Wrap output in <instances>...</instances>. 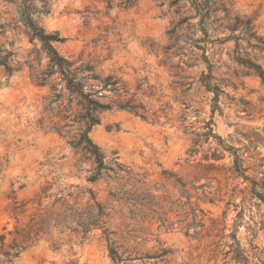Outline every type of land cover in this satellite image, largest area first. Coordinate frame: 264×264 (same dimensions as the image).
I'll use <instances>...</instances> for the list:
<instances>
[{
  "label": "rangeland",
  "instance_id": "rangeland-1",
  "mask_svg": "<svg viewBox=\"0 0 264 264\" xmlns=\"http://www.w3.org/2000/svg\"><path fill=\"white\" fill-rule=\"evenodd\" d=\"M214 2L215 112L189 0H34L37 25L64 40L57 52L94 67L99 79L86 88L146 109V120L115 106L99 115L88 135L113 170L93 182L96 164L77 146L82 108L58 75L43 82L50 58L21 22L22 0H0V59L9 53L12 69L0 67V264H118L105 230L121 264H264V83L241 62L264 70V45L222 41L251 20L264 42V0ZM110 76L124 90H102ZM28 162L31 171L14 169ZM176 179L204 211L203 227H188ZM98 206L107 215L93 224ZM162 249L172 251L164 261L138 259Z\"/></svg>",
  "mask_w": 264,
  "mask_h": 264
},
{
  "label": "trees",
  "instance_id": "trees-1",
  "mask_svg": "<svg viewBox=\"0 0 264 264\" xmlns=\"http://www.w3.org/2000/svg\"><path fill=\"white\" fill-rule=\"evenodd\" d=\"M215 0H189L193 9L196 12L194 17H198L200 20L197 24H189L188 30L192 31L191 36L193 40V44H195L199 49L202 50V58L206 64H208V73L203 74V78L201 80L202 84L205 86L207 91L214 93V107L213 112H215L218 107L219 101V89L212 84L213 76L211 75V65L209 62V56L207 52L210 51L216 43H220V39H212L209 30L210 25L213 24L212 17L214 14V5ZM21 22L25 25V27L29 30L31 36L35 39L40 40L43 43L44 49L47 51L48 56L50 58V70L46 73H43V82H46L51 76L58 75L61 82L64 84L65 89L70 93V96L74 97L79 106L82 108L83 114L82 118L86 122L87 128L80 135L77 146L82 149L85 153H87L96 164L95 174L91 177V181L95 182L100 179L104 174L112 171L113 169L109 168L105 162L103 155L100 149L92 142L89 137V131L95 125L100 123L99 115L103 111L111 110L113 107H117L121 110L129 111L136 116L146 120V109L142 104H136L133 100H128L126 102H117V103H104L103 96H98L100 91H94L91 86L86 88V84L89 80H97L99 77L94 74V67L90 64H80L78 65L77 61H71L63 56H61L57 50L55 49L53 43L55 42H63L64 40L59 37L57 33L47 34L45 30L39 27L34 20V16L41 11H39L35 5L34 0H22L21 6ZM194 17L185 18L186 21L190 20ZM241 28V35L237 37L229 36L228 38L222 40L227 41L229 39H235L236 42L246 41L247 43H251L252 41H258L257 46L264 45L260 39H258L256 33L254 32L253 24L251 20L246 21H236V24L233 26L232 33L236 31V29ZM198 31H202L204 34L203 38L194 39L195 35ZM10 57L9 53H6L0 59V67H5L8 71H11V67L8 65V59ZM241 62L245 64V66L257 74L262 82L264 83V70L262 67L249 59H241ZM86 73H91L86 75ZM102 90L116 92L118 93L120 90H124V85H122L119 79L114 77H107L104 80V85ZM211 124V122H209ZM208 124V125H209ZM229 151L234 157L233 169L236 173L243 175L244 169L241 166V160L238 156V151L232 147H229ZM176 184L180 186L183 190V194L187 195L188 201L185 205L189 206V212L187 216L192 217V223L188 225V227H203L200 220L205 216L203 210L199 209L197 205H194L190 202L191 195L188 194L184 188L185 184L180 180L176 179ZM204 186L195 187L192 186L193 190L203 189ZM262 202L264 203V195L259 194ZM105 207L98 206V213L93 222V224H98L101 219L106 216ZM162 222V226L166 223V220L160 219ZM172 225H170V228ZM105 235L107 238L110 255L113 260L121 264L125 262L127 259H123V254L120 253V247L117 246L116 242L113 241L108 236V231L105 230ZM235 237V235H234ZM257 249V248H256ZM172 251L170 249H162L160 253H155L152 255H144L143 257H139L138 259H149V260H165V258L170 255ZM238 255L243 256V253L239 250Z\"/></svg>",
  "mask_w": 264,
  "mask_h": 264
},
{
  "label": "bare ground",
  "instance_id": "bare-ground-1",
  "mask_svg": "<svg viewBox=\"0 0 264 264\" xmlns=\"http://www.w3.org/2000/svg\"><path fill=\"white\" fill-rule=\"evenodd\" d=\"M9 102H11V100L9 99ZM29 161V160H28ZM31 162V161H30ZM30 162H28L24 167H22V165H20V164H15L14 165V169L15 170H21V169H23V168H26V170H30L31 171V163Z\"/></svg>",
  "mask_w": 264,
  "mask_h": 264
}]
</instances>
